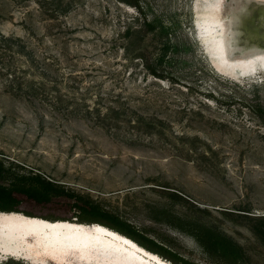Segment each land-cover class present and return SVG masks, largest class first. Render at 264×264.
Listing matches in <instances>:
<instances>
[{"label": "rangeland", "instance_id": "rangeland-1", "mask_svg": "<svg viewBox=\"0 0 264 264\" xmlns=\"http://www.w3.org/2000/svg\"><path fill=\"white\" fill-rule=\"evenodd\" d=\"M78 2L53 27L42 16L26 19L37 33L58 32L44 50L59 55L55 74L62 92L95 96L114 89L135 112H127L131 118L158 115L167 124L158 132L103 126L95 114L79 118L12 95L0 76V185L15 175L38 174L199 264H264V240L256 233L264 234V69L233 78L213 66L196 29L197 0H140V9L119 0ZM51 6L50 0H0V31L24 35V12ZM141 11L158 15L169 28L162 67L172 83L149 75L145 81L139 64L121 65L118 33L138 25ZM222 17L241 48L264 47V29L254 27L264 17V0H224ZM116 69L122 73L111 74ZM69 72L84 77L75 82ZM91 95L86 100L92 107ZM66 193L48 202L16 194L17 213L92 223ZM214 233L237 246L229 259L204 247ZM6 262L56 264L0 254V264Z\"/></svg>", "mask_w": 264, "mask_h": 264}, {"label": "trees", "instance_id": "trees-1", "mask_svg": "<svg viewBox=\"0 0 264 264\" xmlns=\"http://www.w3.org/2000/svg\"><path fill=\"white\" fill-rule=\"evenodd\" d=\"M50 1L52 6L43 8L45 12H28V10L24 12L23 19L21 20L24 23V35L15 34L14 32L3 33L0 31V76L4 79V90L15 96H26L37 99L51 105L55 109H66L68 113L76 115L79 118H82L80 114H95L97 123H102L103 126L122 127L125 125L148 132L152 130H155V132L161 131L163 126L167 124L165 118L148 114H136L134 119L131 118L127 115V112H135L127 107L129 106L128 102L122 96V93H115L114 89L105 93L98 91L95 93V96L91 95L92 93L89 91L83 94L69 93L68 91V93L62 92L64 90L60 85L61 81L56 78L55 74L59 70L58 67L55 68V65H58L57 60H60L59 55L55 52H52L54 54L47 53L44 50V48H49V45L52 44V39L58 32L48 30L49 32L46 33H37L27 26L26 19L33 18L36 15L42 16V20L47 22L48 26L53 27L57 25L56 22L62 16H67L69 11L77 6L79 0ZM119 1L140 9V0ZM141 14L143 15L142 20L138 25L129 23L118 33L119 38L122 40L119 48L123 53L122 56L124 59L121 65L129 66V64H139L144 70L145 81L148 80L146 76L149 75L155 78V80H167L169 83H172L171 78L167 76L169 72L162 67L166 50L169 46V28L158 15L151 14L148 16L143 11H141ZM154 47L159 48L157 54L153 57L152 49ZM128 72H126V75L130 76L133 71ZM120 73H122V70L117 69L111 72V74L116 75ZM66 76L75 82L82 81L84 77V75L73 72L67 73ZM123 80L126 79L123 78ZM115 84L117 83L113 85ZM74 86L73 84L69 85L71 88ZM87 86L91 91L95 90V85L88 84ZM78 87L75 86L76 89ZM162 90H164V87H161L160 91L163 92ZM90 95L95 97V100L92 102V107L87 104L86 100ZM103 100H107L108 102L104 103ZM181 111L177 110L175 113H180ZM63 193H66L63 189L54 187L50 181L45 180L38 174L15 175L8 185H0V212H20L18 209L20 199L16 197V194H22L36 202H48L53 195ZM66 194L75 198L73 202L74 207L80 213L92 219V223H98L113 229L131 238L148 251L165 256L176 264H199L180 256L167 246L140 232L132 224L116 214L103 210L89 199L78 194ZM74 216L77 217V215ZM256 233L264 240L263 233L258 230H256ZM212 235H210L207 242H203L204 247L210 253H216L223 259H229L230 251L237 249V246H234L224 236H219L215 233ZM12 262L14 263L15 261ZM10 263L6 262V264Z\"/></svg>", "mask_w": 264, "mask_h": 264}, {"label": "bare ground", "instance_id": "bare-ground-1", "mask_svg": "<svg viewBox=\"0 0 264 264\" xmlns=\"http://www.w3.org/2000/svg\"><path fill=\"white\" fill-rule=\"evenodd\" d=\"M196 3L198 36L218 71L239 78L264 69V47L246 49L233 41L230 21L228 26L222 17L224 0ZM261 19L264 17L254 26L258 31L264 29ZM0 254L26 257L38 263L69 264V259H74L82 264H171L131 238L98 223L47 220L4 211L0 212Z\"/></svg>", "mask_w": 264, "mask_h": 264}, {"label": "water", "instance_id": "water-1", "mask_svg": "<svg viewBox=\"0 0 264 264\" xmlns=\"http://www.w3.org/2000/svg\"><path fill=\"white\" fill-rule=\"evenodd\" d=\"M264 22V19H261Z\"/></svg>", "mask_w": 264, "mask_h": 264}]
</instances>
